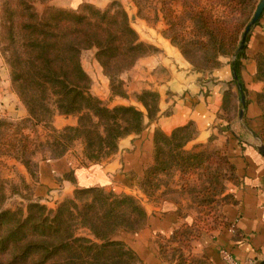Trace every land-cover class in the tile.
<instances>
[{
  "label": "trees",
  "instance_id": "16d2710c",
  "mask_svg": "<svg viewBox=\"0 0 264 264\" xmlns=\"http://www.w3.org/2000/svg\"><path fill=\"white\" fill-rule=\"evenodd\" d=\"M134 1L139 7L138 1ZM212 1L222 8V16L216 17L208 8L190 7L187 11L184 5L182 15L178 16L169 0H164L163 4L162 15L168 27H172L174 20L188 14L192 23L191 37L174 34L167 38L196 71L207 69L213 72L220 65V57L235 55L259 2ZM138 14L141 15V10ZM238 14L249 16V20L240 22ZM22 18L17 22L22 40L20 50L10 64L12 85L28 114L21 123L48 126L53 116L48 103L56 107L59 115L78 117L75 127L51 130L47 144L58 152L53 159L63 157L73 141L82 139L83 155L89 163L103 162L116 153L120 139L139 135L146 127V121L156 120V92L143 90L135 95L144 111L133 106L109 109L91 93V79L81 66V53L94 49L95 60L109 81L112 95L126 98L120 76L133 68L140 58L156 52V48L140 41L119 3L112 2L105 9L88 4L79 5L74 10L49 6L42 15L31 13L29 20ZM197 55L202 56L201 65L193 60ZM242 58L243 50L235 56L233 66L237 77ZM255 62L256 78L264 82V57L258 56ZM232 99L237 103L236 95L226 92L221 117L227 121L233 120L225 115ZM21 123L12 125L0 121V157L21 152L29 146L30 139L24 135L23 127L20 128ZM195 136L191 122L175 128L169 135L155 131L153 163L140 183L147 197H150V191L155 194L158 191L155 181L158 175L175 168L182 172L207 170V165L204 166L207 161L208 165L213 163L212 155L221 158L218 150L208 155L205 151H184V146ZM260 141L264 145V120ZM223 160V165L234 177V167L225 155ZM23 164L29 168L28 162ZM220 172L213 173L211 180H220ZM233 177L228 179L233 180ZM2 183L0 181V264L139 263L137 255L116 239L120 233L133 235L148 223V215L136 198L89 187L75 189L71 198L64 199L54 209H47L30 199H27L25 208L4 209L6 196ZM219 188L217 193L213 188L204 189L202 200L211 208L216 204L215 198L222 194L223 183ZM228 199L222 198L220 206ZM219 225L226 227L224 222ZM188 227L186 223L179 224L168 237L158 241L160 256L171 264H210L205 257L192 254V241L202 234L192 235Z\"/></svg>",
  "mask_w": 264,
  "mask_h": 264
},
{
  "label": "crops",
  "instance_id": "0c3cea01",
  "mask_svg": "<svg viewBox=\"0 0 264 264\" xmlns=\"http://www.w3.org/2000/svg\"><path fill=\"white\" fill-rule=\"evenodd\" d=\"M112 2L123 7L129 20L134 16L131 26L140 41L156 48V52L140 58L132 69L141 73L137 75L140 81H136L141 90L158 94L157 118L153 122L146 121V127L139 135L120 139L116 153L103 162L78 165L66 156L42 160L38 163L36 198L42 203H48L46 198L61 201L71 198L75 189L96 187L145 202L140 203L148 215L147 225L133 235L120 233L116 239L137 255L138 264H171L160 256L158 241L189 220L180 213V206L175 201L165 198L156 202L150 200L142 192L140 183L153 163L155 131L169 135L175 128L191 122L196 136L188 144H212L224 151L234 167L233 180L224 181L220 195V198H229L220 206L221 220L226 227L220 228L213 236L202 234L193 240L191 252L205 257L210 264H230L224 260L222 251L231 256V264H262L264 157L257 148L264 146L260 141L263 119L255 99L264 88V82L256 78L254 57L258 54L264 56V10L259 26L251 30L244 57L240 60L238 80L245 97L244 113L240 120L237 116L227 121L221 116L224 95L229 90L228 85L234 83L231 61L215 70L213 75L217 82L214 85L197 82L198 75L186 69L188 64L178 49L161 36L164 22L160 6L152 15L157 19L153 25L146 16L138 14L140 6L134 0H53L52 4L73 10L82 4L105 9ZM174 2L172 0L173 8H177ZM96 72L98 74L92 81L100 80L105 91L107 80L101 79L99 71ZM91 90L99 95L96 86ZM229 92L236 95L240 104L238 91L232 89ZM7 100H10L9 83L0 73V106ZM162 192L158 190L155 196ZM121 235L126 239L119 238Z\"/></svg>",
  "mask_w": 264,
  "mask_h": 264
},
{
  "label": "rangeland",
  "instance_id": "374dc122",
  "mask_svg": "<svg viewBox=\"0 0 264 264\" xmlns=\"http://www.w3.org/2000/svg\"><path fill=\"white\" fill-rule=\"evenodd\" d=\"M52 1L53 0H0V73L4 76V78H6L10 88V100H7L5 103H1L0 106V121L4 123L17 125L28 118L26 109L22 102L19 100L14 90V86L11 82L12 70L10 64L12 63V59H16V54L19 52L20 43L22 42L17 31V22L22 17V19L29 20V15H31V13H37L38 15H42L49 6H53ZM137 1L140 6L141 16H146L150 24H156L157 19H154L152 15L154 11H156L155 8H158L159 6L162 12L164 0ZM178 1L175 0L174 2V5H177V8H173L172 0H169L173 11L178 16L182 15L181 11L183 10V5L185 6V10L187 11L190 7L199 10L208 8L213 10L214 15L216 17H220L224 14L222 8L219 5L213 4L214 1L212 0ZM237 17L240 22L245 23L247 22V19L249 20V16L247 17V15L241 16L238 14ZM133 20L134 16H131L130 21L132 22ZM170 21L168 23H170ZM163 22L164 24L161 28V36L166 38L167 40H169L167 36L174 34L183 35L185 37H191L192 23L188 20V14L181 16L180 20H174L172 27H168L164 19ZM259 23L260 17L258 21L251 26L249 32L246 35L244 47L242 49L243 57L245 49L247 48V41L248 37L250 36L251 30L256 26H259ZM94 55L95 50L91 49L83 51L80 56L81 66L87 73V75L90 77L92 82L90 90L93 88V86H96L99 91V95L94 94L95 92H93V90H91V93L95 97H97L104 106L109 109L116 106H133L141 111H144L142 106L135 100V95L143 91L140 89L141 86L136 82L140 81L137 75H141V73L137 70H133L132 68L124 72L120 76L119 80L122 81V88L125 91L127 97L120 98L114 96L111 93L109 81L103 75L102 70L96 62ZM258 56L263 55H256L254 57V61L257 59ZM193 60L197 64L201 65L202 56L197 55L196 57H194ZM184 61L186 60L184 59ZM219 61L220 65L218 69L221 68L224 64L228 65L230 61H232V58L220 57ZM187 64L188 66H186V69L189 70L191 73L198 75L197 82H207L210 85H214L215 82H217L216 77H214L213 75L215 71L211 72L207 69L196 71L188 62ZM96 71H99V76L101 77V79L107 80V88L105 89V91L103 90L102 82H100V80L97 79V81L95 82L92 81V78L95 77L96 74H98ZM232 81L234 82L233 77ZM228 88L229 90H227V93H230L229 91L232 89L236 91V83L234 82L232 85H228ZM260 96L261 100L259 99ZM255 100L260 109L262 110L263 119L264 88L260 93L256 95ZM228 106L230 109L227 113L225 112V115L229 118H233L234 120L239 115V111L242 108L241 104L236 103V101L232 99L231 102L227 105V107ZM48 107L53 112V116L51 117L48 126L46 124H39L37 126H33L28 122L23 124L21 123L22 125H20V128L23 127L24 135H27L30 139L29 146L25 150H21V152H14L12 154L3 155L0 157V181L3 182L1 185L6 196V200L3 205L4 209L25 208L27 199H30L32 201H38L47 209H54L58 203L64 200L63 199L61 201H54L53 199L46 198V201L48 203H42L35 196V190L38 181V163L45 159L52 160L58 154L57 150L52 149L47 144L49 141L48 137L52 132L51 130L54 129L56 131H61L65 127H75L78 124L77 116L59 115L56 111V107L52 103H48ZM244 108L245 106L243 107V113ZM1 134L2 131L0 130V137ZM83 148V140H75L68 147L64 156H66L68 160H73L78 165L87 164L89 163V161L83 155ZM183 150L186 152L205 151L207 152V155L208 153L212 154V152L218 150L221 153V158L219 156L212 155L211 162L213 163L209 165V161L205 163L204 167H206L207 165V170L206 168H200L196 171L186 170L182 172L181 169L175 168L172 171H169L168 173L158 175L155 178V181L157 182L158 190H162L163 192L161 193V195L155 196L156 194L153 191H150V197L148 198L150 200H153V202H156L163 198L175 201L180 206V213L183 216H187V220L189 221L186 222V224L190 227H188L187 229L192 235H194L193 233H200L209 234L213 236L220 228H222V226L219 225L221 222H223L221 220L222 214L220 211L219 204V202L222 201V198H220V196H217V198H215L216 204L213 205V207L211 208L202 200V197H205L204 189L213 188L215 189L216 193L219 192V184H224V181L230 180L228 178L233 177V174L229 170H227L226 166L223 165L224 163L221 161L223 160L224 151L213 147L212 144L193 145L187 143L184 146ZM24 161L28 162L29 168H26V166L23 164ZM218 170L222 171L220 172L222 178L214 182L211 180V176ZM53 195H50L49 197H53ZM149 202L150 201H148L147 203ZM143 204H145V202ZM209 210L211 211L209 212ZM119 238L126 239V237L123 235H121ZM166 246L171 247L170 244H166ZM184 253H187L186 249Z\"/></svg>",
  "mask_w": 264,
  "mask_h": 264
},
{
  "label": "water",
  "instance_id": "95a60500",
  "mask_svg": "<svg viewBox=\"0 0 264 264\" xmlns=\"http://www.w3.org/2000/svg\"><path fill=\"white\" fill-rule=\"evenodd\" d=\"M264 10V0H260V2L258 3V6L254 12V15L252 17V19L250 20V22L248 23V25L246 26L243 34H242V38H241V41H240V44H239V47L235 53V55L232 57V61H231V72H232V77H233V80L234 82L236 83V86H237V90L239 92V101H240V104H241V110L239 111V115H238V118L239 120L242 119V116H243V107L245 106V97H244V94H243V90H242V85L240 84L239 80H238V77L236 75V72H235V69H234V61H235V56L238 52H240L243 47H244V43H245V39H246V35L247 33L249 32L250 28L252 25H254L259 17L261 16L262 12ZM258 152L264 157V146L262 145H259L258 146ZM264 264V262L262 263Z\"/></svg>",
  "mask_w": 264,
  "mask_h": 264
},
{
  "label": "built area",
  "instance_id": "2783aa9c",
  "mask_svg": "<svg viewBox=\"0 0 264 264\" xmlns=\"http://www.w3.org/2000/svg\"><path fill=\"white\" fill-rule=\"evenodd\" d=\"M222 255H223L224 260H225L227 263H230V264L232 263L231 256H230L228 253L222 251Z\"/></svg>",
  "mask_w": 264,
  "mask_h": 264
}]
</instances>
